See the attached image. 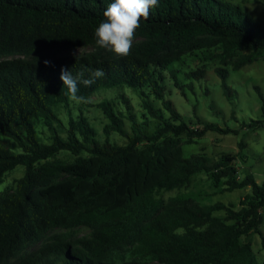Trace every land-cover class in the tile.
Returning <instances> with one entry per match:
<instances>
[{
	"label": "trees",
	"instance_id": "obj_1",
	"mask_svg": "<svg viewBox=\"0 0 264 264\" xmlns=\"http://www.w3.org/2000/svg\"><path fill=\"white\" fill-rule=\"evenodd\" d=\"M110 2L0 0V186L9 173L25 168L15 191L0 194V264H260L247 238L259 235L264 245V182L250 173L239 178L236 156L213 165L185 157L183 133L200 138L234 131L211 122L190 128L166 95L167 74L184 95L186 87L194 91L173 68L181 49L187 53L220 45L215 56L225 61L244 50V65L264 51V27L230 1L158 0L134 33L133 41L143 42L120 57L99 47L94 35ZM85 47L97 51L71 54ZM61 68L73 76L83 72L84 79L89 70L102 69L105 75L94 84H79L78 95L89 101L103 90L132 89L160 121L158 127L147 132V124L107 100L99 105L108 119L104 141L82 109L76 116L70 111L65 123L58 110L73 102L59 78ZM216 71L230 101L229 70ZM187 75L204 78L202 72ZM151 95L163 109L155 107ZM259 125L264 122L247 127ZM41 129L50 133L48 141ZM113 133L126 143L112 142ZM240 148L244 157L245 145ZM61 152L75 160L52 161ZM203 171L215 182L226 179L229 192H250L238 205L181 198L166 202L165 193L188 187ZM219 212L226 216H216ZM82 227L90 231L88 237L72 241L58 234L46 241L56 230ZM34 245L40 247L27 252ZM128 248H135L138 259H113Z\"/></svg>",
	"mask_w": 264,
	"mask_h": 264
},
{
	"label": "rangeland",
	"instance_id": "obj_2",
	"mask_svg": "<svg viewBox=\"0 0 264 264\" xmlns=\"http://www.w3.org/2000/svg\"><path fill=\"white\" fill-rule=\"evenodd\" d=\"M226 1L240 5L255 22L264 27V0ZM140 42H143V40L133 41L131 49ZM95 51H97L95 47H85L71 54L77 56ZM219 51H221L220 45L207 46L187 53H185V49H181L182 57L173 65V68L179 72V80L185 86H194V91L186 87V95H184V92L174 86V81L167 74L168 94L166 99L173 102L183 120L192 129L202 128L204 122H211L218 124L222 129L229 128L234 132L229 134L208 132L200 138L190 137L187 133H183L179 137L180 143L185 157H199L207 165H213L225 156H236L237 161L235 163L239 170V178H244L246 173H250L256 176L259 183H263L264 125H259L257 129H251L247 127V124L254 121L264 122L263 101L261 98V96H264V51L260 52L255 61L244 65L240 64L242 61L241 55L246 54L244 50L240 51V55L226 61L215 56ZM107 52L112 51L107 50ZM238 64L240 66L236 70ZM218 68L229 70L228 84L234 92V96L230 101L223 91L222 80L216 71ZM192 72H202L204 78L200 81L196 80L195 77L190 79L187 74ZM149 98L156 108L163 109L162 103L156 100L154 96L151 95ZM106 100L115 102L120 110L122 109L126 114H130L139 123L147 124V132L156 130L160 123L159 120L153 119L144 108L140 93L126 87L103 90L87 102L79 104L73 102L70 108H59L58 113L62 120L67 123L71 114L70 111L76 116L78 110L82 109L98 130L99 138L104 141L106 138L104 128L108 123V119L99 105ZM164 112L167 118L172 119L168 112ZM131 126V123L126 121V128L129 132H131ZM41 133L42 137L48 141L50 137L48 130L41 129ZM63 136L66 137V134L63 133ZM110 139L120 145H124L127 141L118 133H113ZM240 144L245 145L244 157L239 155ZM74 160L75 157L71 153L61 152L52 161L72 162ZM24 174V167H18L9 173L0 186V194L8 195L14 192L18 180ZM227 188L226 179L215 182L210 173L203 171L193 177L188 187L167 192L164 194V198L167 203L173 198H181L192 199L201 205H210L217 202L238 205L250 192V189L229 192ZM262 215L261 230L264 233V209ZM216 216L225 217L226 214L225 212H219L216 213ZM58 234H66L70 240L75 241L79 238L88 237L90 231L83 227L70 231L56 230L48 236L46 241H50L52 236ZM247 240L251 241L258 262L264 264V245L260 236L254 235L247 238ZM39 247V245L31 246L27 252H33ZM113 259L121 263L138 259V256H136L135 248H128L125 251L115 253Z\"/></svg>",
	"mask_w": 264,
	"mask_h": 264
},
{
	"label": "clouds",
	"instance_id": "obj_3",
	"mask_svg": "<svg viewBox=\"0 0 264 264\" xmlns=\"http://www.w3.org/2000/svg\"><path fill=\"white\" fill-rule=\"evenodd\" d=\"M158 0H111L103 12L104 20L95 29L96 44L114 52L120 57L130 55L135 31L140 27L141 18L147 19L152 7H158ZM50 62L45 61L48 65ZM91 75L84 79V73L73 76L71 71L61 68L60 80L67 89V97L75 103L87 102L78 95L79 84L90 86L105 75L102 69L89 70Z\"/></svg>",
	"mask_w": 264,
	"mask_h": 264
}]
</instances>
